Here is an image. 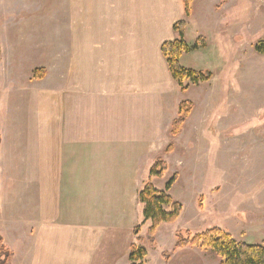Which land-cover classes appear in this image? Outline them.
Listing matches in <instances>:
<instances>
[{
  "label": "crops",
  "instance_id": "0c3cea01",
  "mask_svg": "<svg viewBox=\"0 0 264 264\" xmlns=\"http://www.w3.org/2000/svg\"><path fill=\"white\" fill-rule=\"evenodd\" d=\"M33 3L37 11L17 15V95L36 102L19 106L26 128L34 122L17 130V160L0 130V198L25 244L17 262L116 264L141 219L139 181L177 114L160 48L174 40L183 3Z\"/></svg>",
  "mask_w": 264,
  "mask_h": 264
},
{
  "label": "rangeland",
  "instance_id": "374dc122",
  "mask_svg": "<svg viewBox=\"0 0 264 264\" xmlns=\"http://www.w3.org/2000/svg\"><path fill=\"white\" fill-rule=\"evenodd\" d=\"M33 4V0H0V72L3 65L6 68L0 80V105L4 106L0 107V130L5 149L11 158L16 154V160L17 130L28 131L34 122L31 117L26 128L28 120L21 116L19 106L36 108L27 94L17 95V15L37 11L40 6ZM185 22L186 42L192 45L201 37L204 43L198 51L184 53L180 64L195 71L209 70L212 76L198 84L184 80L182 87L172 80L171 96L174 93L179 103L192 102L193 109L175 136L170 133L172 122L167 124L168 133L161 146L153 149L149 164L150 168L161 157L167 171L161 177L147 173L138 191L146 181L164 190L176 175L168 193L182 205V211L176 223L158 227L151 246L150 221L144 220L139 204L141 219L134 225L139 230L132 243L146 249L145 264H166L161 253L172 250L175 233L181 229L200 233L218 227L239 242L264 240V54L254 50L264 39V0H193ZM172 33L174 39L179 37L176 31ZM26 50L41 60L39 50ZM0 177L7 184V175ZM6 186L11 188L12 183ZM15 216L13 206L5 209L0 198V259H4L2 248L14 255L7 264H19L17 256L25 245L21 230L14 228ZM23 231L28 234V229ZM220 261L213 250L188 245L174 251L168 264ZM127 262L126 256L119 257L116 264Z\"/></svg>",
  "mask_w": 264,
  "mask_h": 264
},
{
  "label": "trees",
  "instance_id": "16d2710c",
  "mask_svg": "<svg viewBox=\"0 0 264 264\" xmlns=\"http://www.w3.org/2000/svg\"><path fill=\"white\" fill-rule=\"evenodd\" d=\"M192 2L193 0H182L184 19L178 20L173 25V29L178 33L179 37L162 43L160 48L172 78L181 87L184 80L198 84L208 81L212 76L209 70L195 71L183 67L180 64V58L184 53L192 52L204 43L201 37H198L192 45L184 39L185 18L191 16ZM254 50L258 54H264V39L259 40L255 44ZM33 76L39 77L36 72H34ZM182 89L185 88L183 87ZM192 109L193 104L190 101H182L179 103L177 117L171 124L170 133L172 136L178 133ZM167 168V163L159 157L150 166L148 171L149 177H161L167 171ZM175 179L176 175L172 176L165 184L164 190L157 189L150 181H146L137 192V200L143 205V218L144 220L150 221L147 235L150 239L151 246H154L153 239L157 227L162 223H176L182 211V205L168 193ZM138 230V227H135L133 234H136ZM175 236L176 241L171 252L188 245L198 246L213 250L221 258L219 264H264V240L257 244L239 242L218 227L207 228L200 233H190L188 230L181 229L180 232L178 230L175 233ZM0 243L2 245L1 237ZM2 249L4 250V253H2L4 254V259H0V264H7L6 260L12 256V253L10 250L7 253L4 248ZM171 252H162V258L167 261ZM146 255L147 251L143 246L136 243L130 244L127 256L130 264H145Z\"/></svg>",
  "mask_w": 264,
  "mask_h": 264
}]
</instances>
